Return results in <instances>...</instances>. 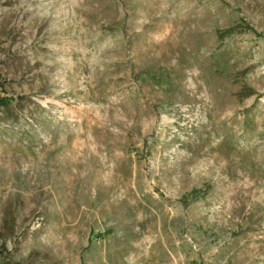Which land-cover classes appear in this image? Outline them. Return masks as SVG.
Wrapping results in <instances>:
<instances>
[{
	"label": "rangeland",
	"instance_id": "rangeland-1",
	"mask_svg": "<svg viewBox=\"0 0 264 264\" xmlns=\"http://www.w3.org/2000/svg\"><path fill=\"white\" fill-rule=\"evenodd\" d=\"M0 97V264H264V0H0Z\"/></svg>",
	"mask_w": 264,
	"mask_h": 264
},
{
	"label": "trees",
	"instance_id": "trees-1",
	"mask_svg": "<svg viewBox=\"0 0 264 264\" xmlns=\"http://www.w3.org/2000/svg\"><path fill=\"white\" fill-rule=\"evenodd\" d=\"M247 29H248V27L246 24L241 25L240 23H238L234 26L228 27L227 29H224L222 31H218L219 39L222 42H224L226 39H229V38H231L237 34H242V33L246 32ZM244 74H246V70L241 73V75H244ZM252 94H253L252 91L247 90V88H243L241 90V92H239L237 94V96L239 97V99L241 101H244L245 99L251 97ZM12 104L13 103H12L11 98L0 97V108L8 109ZM200 197H201V192L200 191H194V192H192V195H191L192 199L191 200H198Z\"/></svg>",
	"mask_w": 264,
	"mask_h": 264
}]
</instances>
